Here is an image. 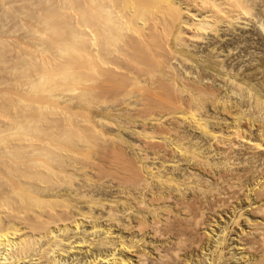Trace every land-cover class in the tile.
<instances>
[{
	"label": "rangeland",
	"instance_id": "1",
	"mask_svg": "<svg viewBox=\"0 0 264 264\" xmlns=\"http://www.w3.org/2000/svg\"><path fill=\"white\" fill-rule=\"evenodd\" d=\"M131 1L135 5H133V3L132 4L130 3L129 5H133L134 9H136V10H137V8H139L137 6H142V9L144 7V11L140 8L138 9V10H140L138 12V14L141 16V18H144L150 25H155L153 21L158 18L157 16H159L161 12L163 14L166 13L165 15L171 16V18H172L171 20L173 22L172 21H170V22H172L171 23L172 25L174 24L173 26L171 25L172 32L170 31L171 29L170 30L164 29L166 27V25H169V24H167V21H165L167 19L164 20L161 18V17L164 18L165 15L159 16L160 21H161L160 23H158L159 18H158V20L155 21L156 25H158L157 27H155L156 25L154 26L155 29H158L159 26L161 25V23L165 21L162 24V25H165V27L160 28V29H162V31L159 32V33L162 32L161 34H162L163 38L161 36V38H160L161 40L159 38H158L159 39L158 40L156 38L158 36H156L155 42L158 40L159 42L160 41L164 42V44L166 43V46L164 44H162V42H160L161 43L160 45H162L161 47L165 46V48L167 47L166 49L171 50V51L170 50L167 51L168 53L166 52L167 56L169 55V57H171L175 53L177 55L175 54L176 56H173L174 58L171 57L168 59L169 61L171 59L173 61V63H171L172 61L168 62V60H167V62H168V64H167L166 59L168 57L164 56V55H166V54H163L164 52L162 53L163 55L158 57L159 54H161V51H163V50H161L163 48H160L158 46L160 49H158V51H156L157 49L155 50V46L157 48V45H155L153 43L154 51H153V48L150 47V49H152V52L157 53V54L153 55V53L149 49L148 52H149L150 56L152 53L153 57H149L150 58L149 59L148 58V56H149L148 52H147V57L146 56L144 57V59L147 58V59L151 60L150 66L147 65V63H149V60L148 61L145 60L146 65L148 67L145 65L144 61H141V62H143V64L141 62H140L141 64L140 63L138 64V62H137V64L133 63L132 65L128 63V65H130V66L124 65L126 63L123 64L124 67L127 66V67L134 68L133 69L134 73L132 70H129L130 72H132V73L129 72V74H131L130 76H133V78L136 77L135 76V74H136L138 76V78H136V79H138V82L133 81L135 78L134 79L132 78V80L131 79L126 80L125 82H122V83L115 82L112 86L114 90L110 88V91L106 92L105 95L103 94V96H101L102 93H99L101 91L98 92V89H99L98 87H97V90L95 88H93L94 86L96 87L97 84L91 85L90 84L91 81L88 84L84 81L87 85L86 89H88L89 86H92L91 87L92 89L91 88H90L91 90L89 89L92 96L89 93H86L83 96H85V95L87 96L89 94L90 97L88 95L87 96L88 98H92L93 96H95V98L94 99H88L87 97L85 98L81 95L83 101L81 99L80 100L82 102H84L85 104L80 102V104L78 106L82 109H79V107H78L77 110L79 112L76 110V113L78 112L77 115L79 118H77V115L74 118V120L77 118L76 121L78 120L80 122V124H78L74 120H72V123L74 121V123H73L74 127H76V125H78V126L82 125L83 126V127L80 126L79 129L81 128L80 129L81 131L83 129L84 132H80L79 129L76 128L77 133L79 132V135L78 134L77 135L79 137L83 138L84 140H87V142L89 141V144L84 142V145L80 146V149L76 148V146L68 148V150L71 154V156H70L71 159L69 162L67 161L68 163L66 162V164H68L69 166L65 165V167L63 169L60 167L58 169V166H56V165H55L56 167L54 165L53 166H54V171L55 172L57 171L55 177H58V179L56 178L58 180V184L61 183V185H64V189H62V186H61L60 190H66L67 189V192H69L68 188H70V186H71V185H69L70 183L74 187L77 184L83 185L84 179L87 180L88 182L85 181V183H84L86 185H83V186H85L84 189L81 188V190L86 189L87 191L85 193H84V191H82L84 194L82 192L78 191V192H80V194L82 193L86 197L83 196L84 199H83V197H81L82 200L81 199L78 200L77 196H81L82 194L81 195H75L76 197L72 196V198H70V195L68 196V195L64 194V196L68 197L67 200H66V197L64 198V196H63L62 198L65 200H63V199H61V200H62V203L64 205L60 202L59 204H62L63 206L60 207L59 205H57L58 208L56 207V209L57 210H63L62 207L64 209H66L69 206H76V207H81V208L84 207L82 210H84L85 212L90 210V212L94 213V215H97V217H98V214H100L99 216L103 217L102 218L103 220L102 219L99 220L100 228L102 225H103L102 226L103 230H105L104 228H111V230L114 232L113 233L114 237H115V235H116V238L118 235L123 236L125 239L127 238L126 240L129 241L130 238L132 237V235H134L132 238L134 240H137L136 242H138V241L141 242L142 244L141 243L140 244L142 246L141 245H135V247H134L135 249L134 248H133V250L131 249L133 252L130 251V254L128 253V255L132 256V259H131V262L128 264H134L136 262V260L138 259L136 257H138L140 253H141L140 256L144 254L142 256L144 259L143 261L145 262L144 264H147V263L148 264H158V262L160 264H163V262H164V264H264V248H262V246L260 245L259 236H258V234H256L257 232L254 231L255 227L259 226V222H261L260 226L262 225V223H264V205H262V204H264V193L260 192L262 189H264V173H262V172H264V151L257 150V151H259V152H257L253 146L255 143L264 145V134H262V132H264V119H262V118H264V30H262V29H264V0H249V1L245 0V2H241V3H245L246 7L244 6L245 8L243 7V9L246 12H244L242 10L243 15H242V13H241V16L239 14L240 18H238L239 16L237 15L238 20L236 18H234L233 21L232 20L221 21V23L218 22L219 24L210 22V25H212L213 29L209 25L208 26L209 28L207 27V30L206 29H204L205 31L202 30L203 36H201V38H198L200 36L199 32H201V31L197 32L198 37L197 36L193 37L192 35H190L193 30L187 29V28H184V30H183V27H185V26L182 24V22H183V19H184V21H186V17H187L186 15L187 14L185 15V13H184L185 11L180 12L179 15L182 16L183 18H181L180 21L177 22V19L180 18V16L177 17L178 14L174 15V14H172L171 9H168L170 7L169 6L170 4L169 5H167V4L170 1L167 2V0H165V1L160 0V2H159V0H158V6L155 4V7L153 5L155 2H153V1H156V3H157V0H131ZM208 1L209 0H191V3H192V5L196 4L198 6L204 7L203 9L206 12V11L210 10L209 5L207 4ZM250 1L253 2L254 4H252ZM241 3H240V6L243 5ZM152 5H153V7H152ZM133 6H130V7H133ZM145 6H150V8L152 7L151 8L152 11H153V9H155L157 7H159V10H157L158 9L157 8L155 13L153 11V15L150 17L149 14L147 15V13H149V12L152 13L151 9L149 7H145ZM147 8L150 10L148 11ZM249 10H250V12H249ZM131 11L133 12L134 10H132V8H131ZM157 11H159V12L161 11V12L159 13ZM132 12H130V13H132ZM142 12L145 14H143ZM203 12H201V13H203ZM138 14L136 11L134 13V16L138 17L139 16ZM155 14L157 16H155ZM143 15L144 16L146 15V16L143 17ZM130 16L132 17V14H130ZM153 16L155 19L152 18ZM137 17H133V18L137 19ZM141 18L138 17V19H140V20H141ZM148 18H149V20H148ZM136 19H134V20L137 23V25L141 24V23L143 24L144 19H142L143 22H141L142 20L140 21V20H136ZM175 19H176V21H175ZM188 19H187V21H188ZM134 20L133 21L131 20V26L129 28L134 26L133 25V24H135ZM162 20H164V21H162ZM190 22H191V20H189V23ZM148 23L145 26H147ZM214 24H216V27H213ZM162 25H161V27H162ZM89 27H91V26H89ZM141 27H144V26H141ZM154 27H152V28L154 29ZM133 28H135V26ZM133 28H131V31H130L131 33L134 30ZM168 28H170V26H168ZM128 31L129 30H127V32ZM163 32H166L167 34H168V32H170L171 36H170V34H169V36H167L165 33V37H164ZM179 32L180 33L182 32L183 34L182 33L180 34ZM193 32L195 33L196 31H193ZM193 32H192V34H193ZM127 34H130V33L128 32ZM161 34H159V35H161ZM133 35L136 36L138 34L134 33ZM172 35H174V36H172ZM178 35H180L179 36L180 38L178 37ZM201 35H202V33H201ZM182 36H183V38L187 37L185 39V41L183 40ZM189 36H192L191 40H187V39H190ZM167 37H169V38H167ZM176 37H178V39L182 38V40H181L182 43L185 42L187 47H186V45H181L182 43L179 42ZM163 39L166 41H164ZM168 40H170V41L168 42ZM156 44H158V42ZM168 45H170V46H168ZM182 47H183V50L186 49V51H188V52H185V51L183 52L184 56H183V53L181 52ZM177 48L178 49L181 48V49L178 50ZM175 50L180 51V53L182 55H180L179 52H176ZM164 51H166V50H164ZM174 51H175V53H174ZM158 52H160V53H158ZM185 53H187V55ZM191 53L194 55L191 56ZM185 55L187 57H185ZM162 56L165 57L166 59L165 58H164L165 60L162 59L161 58ZM175 57H178V58L175 59ZM173 59H175L176 61ZM183 59H184V61L186 60V62H184ZM165 63L167 64V67H166L167 69H164V67L166 66ZM135 64H136V68L134 67ZM169 64H170L171 68H168ZM214 64L218 67H216ZM173 65H175V66H173ZM212 66H213V68H212ZM127 67H125V68H127ZM132 68H130V69H132ZM172 68H174V69H172ZM175 68H177L178 70H176ZM164 70L169 71V72H167L168 74ZM171 72H173L174 74ZM175 72H177V73H175ZM198 72H200L202 74H200ZM165 74L168 76H165ZM170 74L171 75L173 74L174 76H176L175 78L178 77L177 75H180V76L182 75V76H181V78L179 76L177 79H174L173 75L171 76ZM198 74H200L202 76V78H204L203 82L205 81L204 82L205 84H203V85H205V87L208 85L207 89L209 88V90L213 94L215 93L213 95L214 97L209 96V97H204V98L203 97L194 98L192 96L195 92V88L197 86L198 79L201 78L200 75H199L200 77H197ZM225 75H226V77H225ZM139 76L141 79H139ZM194 77L195 78L197 77L196 78L197 80ZM88 78H89V76H88ZM139 80L141 81L140 83H139ZM194 80L197 83H195ZM86 81L88 82L89 80H86ZM174 81H175V83H174ZM78 82L84 83L83 80L81 82L78 80L77 82L74 81L73 84L75 85V83L77 84ZM69 83L70 82H68L67 85H70ZM79 83L77 84L78 88H79V86H81L80 88L83 89V87H85V83H84V86H83V84L80 85ZM194 83H195V85H194ZM198 84H200V83H198ZM71 86L74 87L73 85H71ZM93 89H95V91H97V93L94 92V95L92 93ZM174 90H175V92H174ZM187 91L191 94V96L187 93ZM60 93L65 94V96L67 94V96L70 98L73 97L72 94L68 93L67 91L64 93L63 90H61ZM74 93H75L74 97H77L76 96L77 91ZM217 93H218V95H217ZM155 94H157V95H155ZM99 95H100V98L101 97L103 98L104 96H105V98L104 99L97 98V96H99ZM67 96H66V98H67ZM79 97H80V94H79ZM79 97H77V99ZM171 97L173 98V100L169 101V100H171L170 99ZM100 100H102V101H100ZM136 100L139 104L137 102H135ZM140 100H142V103ZM178 100L181 104L178 102ZM183 100H184V102H183ZM214 100L216 102L215 104H213ZM112 101L115 103H113ZM173 101H174V103H172ZM176 101L179 103L180 106L176 105V104H178ZM89 102L91 104H89ZM109 102H112L113 105ZM166 102H167V104H163ZM175 102H176V104H175ZM228 102H229V104H227ZM255 102H256L257 106H256ZM231 103L233 105H231ZM82 104H84V106L86 105L87 107H84ZM133 104L134 105L137 104V105L134 106ZM110 105H112L114 108L112 106L110 107ZM104 106L106 109L103 108ZM158 106H159V109H158ZM173 106L174 107L175 106H179V107L182 106L183 112L179 113L180 110L178 112H176V110H174L175 108ZM228 106L233 107V108L231 107V109L234 111L235 117L240 115L241 118L239 117L240 118L239 123H238V121L235 122L232 119L234 117V115L232 112H229L230 109L228 108ZM89 107H90V109L92 107L93 108L90 110ZM108 107H110V110ZM169 107L170 108L172 107L171 108L172 110H170ZM189 107H190V109H189ZM226 107L229 109V110L227 109L228 110L227 112H225V110H224ZM184 108H185V110H184ZM114 109H116V110H114ZM165 109L166 110L168 109V111H170L171 113L170 112L167 113L168 111L166 112ZM236 110H238L239 112ZM102 111L104 114L108 113L109 115H104L102 113ZM117 111L119 114L117 113ZM191 111L196 112V114L198 116L202 117L206 121V124L208 123L207 125L209 127H211L209 130L214 131V129H215V132L218 131L219 135L222 134V135H220L222 137L218 138V140H216V139L212 138L211 135L209 136L207 133H202L204 131H202L200 128H198V126L193 121L192 117L190 118L191 115H189V112H191ZM208 111H209V113H208ZM114 112H116L118 115L115 114ZM236 112H238V115L235 114ZM226 113H230V114H226ZM231 113H232V118L229 117V115L231 116ZM169 114H172V117H171V115L169 116ZM155 115H156V117H155ZM183 115H185V116H183ZM104 116L106 118H104ZM121 116H124L125 118L121 117ZM127 116L128 117L130 116V117L127 118ZM131 116H132V118H134V117L135 118L131 119ZM136 116L137 117L139 116V117L137 118ZM159 116L161 119L159 118ZM170 117L174 118V121ZM214 117H215V119H214ZM245 117L247 119H245ZM93 118H95V120H97V122ZM119 118H121V119L118 120ZM181 118H187V119L184 120ZM79 119H81V121ZM98 119H99V121H98ZM108 119L112 123H110ZM128 119H129V121H128ZM156 119H157V121H156ZM159 119H160V121L163 120V122L162 121L158 122ZM100 120H101V122H100ZM112 120L114 121V124H115V122H117V123L115 125H113ZM126 120L128 123L126 122ZM175 120L177 122H175ZM190 120H191V122H190ZM88 121H91L92 123L88 122ZM75 122H76V124H75ZM90 123H91V125H90ZM99 123H101L100 125L102 127L99 125ZM124 123H126V124H124ZM153 123L156 125H153ZM179 123L181 124V126ZM213 123L214 124L216 123L215 125L217 127L212 126V125H214ZM232 123H233V125H232ZM87 124H89V125H87ZM96 124L98 125L99 128L95 127ZM110 125H111V127L113 125V127H112L113 129L110 127ZM144 125H146V126H144ZM237 125H239L238 128H240V130L237 128ZM249 125H250V127H249ZM86 126H88V127L91 126V127H89L90 129H92V127H93V129H92L93 132H92V130H89V128ZM114 126H116V127H114ZM234 126H236V128L239 130L238 133L240 132L239 135L242 136L243 138L240 137L239 140H232V139L229 140L230 138L229 139L226 138L230 134V132L234 130V129H232V127L234 128ZM251 126H252V129H251ZM129 127H131V129ZM168 127H169V129H168ZM260 127L262 130L260 129ZM105 128H106V130H104ZM107 128L109 131L107 130ZM166 128H167V130H166ZM170 128H171V130H170ZM217 128H220V129H217ZM137 129H138V131H137ZM144 129H145V131H144ZM111 130H112V132H111ZM89 131L91 132V135H93V133H94L95 137L97 136V133H98L99 136H97L96 138L101 137L102 139L100 138V139H97V141H96L95 137L87 138L88 134H90ZM95 131H99V132H95ZM100 131L101 132L103 131V132L100 134ZM119 131H120V133H119ZM170 131H171V133H170ZM258 131H259V133H258ZM85 132H86L87 136H84V135H86V134H84ZM110 132H111V134H110ZM138 132H140V133H138ZM180 132H182V133H180ZM246 132H248V133H246ZM135 133H137V134H135ZM141 133L143 135H145V133L146 134L148 133V135L143 136ZM168 133H169V135H168ZM223 133L225 135L227 133V135L224 136ZM184 134L186 135V137ZM82 135H83V137H82ZM91 135H89V136H91ZM106 135H109V136H106ZM202 135H204V136H202ZM110 136L112 137V139H110L111 138ZM165 136H167V137L165 138ZM244 137H245V139H244ZM85 138H87V139H85ZM119 138H121V140ZM162 139H164L163 140L164 142L162 141ZM225 139H226V141L227 140L230 141V144H232V146H233L232 147L233 149L227 151L230 154L223 151L226 147V145H224ZM99 140H101V141H99ZM174 141H176L177 143ZM182 141H183L184 145H183V143H181ZM228 141L225 142V144H227ZM234 142L236 143V146H235ZM248 142L250 143V145L251 144L252 145L250 146ZM252 142L253 143L255 142V143L253 144ZM175 143L176 144L181 143L180 144V145H182L181 149L184 147L183 150L180 151L177 147H175L176 146ZM85 144H87V145H85ZM230 144L228 143L229 146H230ZM83 146H84V148H82V150H81V147H83ZM87 146H89V147L85 148ZM134 146H136L137 148L143 147L142 148L143 151L140 149L138 150ZM197 146H198L199 150H198ZM238 146H240V147H238ZM250 147H253V148L251 149ZM187 149H188V152H186ZM177 150H179V151H177ZM189 150H190L191 154L189 153ZM262 150H264V149H262ZM71 151L74 153L76 161L74 159H72V157H74V156L72 155ZM222 151L224 153H222ZM137 152H139V153H137ZM199 152H201V153H199ZM231 152H232V156H229V155H231ZM174 153H175V155H174ZM145 154H146V159H145ZM223 154H225V155H223ZM67 155H69V154H67ZM201 155L202 156L204 155V156L202 157ZM172 156H174L175 159ZM196 156H198V157H196ZM220 156H221V158H220ZM227 156H229V157H227ZM164 157H165V159H164ZM139 158L140 159L142 158L144 161L142 159L140 160ZM204 158H205V160L207 159L206 162H205ZM150 159H151V161H150ZM188 159H190V160H188ZM224 159L226 160L227 164L226 163L223 164ZM71 160H72V162L74 160L73 165H70ZM203 160L205 162V165L203 164L204 163ZM164 161H166V162L162 163L163 164V168H162L161 162H164ZM201 161H202V163H201ZM213 161H214L215 165H217V166L219 165L218 168H216L217 166L213 165L214 164ZM144 162H147V165H146V163L144 164ZM209 162H211L210 164L213 163L212 164L213 166L209 165L208 164ZM229 162H231V163L229 164ZM257 162H258V164H257ZM217 163H219V164H217ZM148 164H149V166H148ZM227 165H230V166H227ZM66 166H68V167H66ZM143 166L145 169H147V170L149 169V171L145 170L143 168ZM139 167H140V169H139ZM229 168H230V170H229ZM136 169H138V171ZM231 169L234 170V173L232 171L231 178L232 177L233 178L231 179V182H230V179H227L228 177L230 178V175L227 176L225 174L230 173ZM58 170L62 171V172L65 171V172L69 173V175H68V173H65L68 182L70 181L69 184L64 183L67 181L66 178H64L65 175L62 176V174H64V172L61 174V172H58ZM133 170H135V171H133ZM142 170H144V172L146 171V173H144ZM154 170H155V172H156V170L160 171L159 174L157 175L159 178L157 176H154V175L152 177V174H150L151 176L149 175V173H151L152 171L154 172ZM225 170L227 171V173ZM219 171L220 172L222 171V172L220 173ZM228 171H230V172H228ZM235 171H236V174H235ZM256 171L257 172L259 171L258 172L259 174ZM57 173L60 176H57L58 175ZM71 173H73L74 176ZM135 173L137 176L142 177V179L137 177L135 175ZM139 173L141 176L138 175ZM141 173L143 174V176ZM219 173L223 176H221ZM70 174H71V176H70ZM147 174H148V176H147ZM163 174H164V176H163ZM233 174L237 175L238 178L235 179L234 177H237V176H234ZM131 175H133V177ZM171 175L174 177L173 178L174 180L172 179ZM214 175L218 176L219 178L215 177ZM160 176H163V177H160ZM168 176H169L170 180L168 179ZM60 177H63L64 180ZM69 177L71 179L74 178V180L73 179H72V181L69 180ZM146 177H148V178H146ZM225 177H226V179H225ZM257 177H259V179ZM59 178L62 179L61 182H59L60 181ZM132 178H133V180H132ZM138 178H139V180H138ZM153 178L155 181H153ZM78 179L80 180V182ZM185 179H186V181H185ZM165 180H166V182H165ZM178 180H180V182ZM227 180H229V181H227ZM137 181H139L138 182L139 184H137ZM143 181H144V183H148L146 188H145L146 184L144 185ZM182 181H183V183H182ZM195 181H196V183H195ZM81 182H82V184H80ZM184 182L187 186H190V189H188V187L186 185H184ZM188 182H190V184ZM73 183H74V185H73ZM135 183L139 187H137L135 185ZM175 183L177 184L176 187H175ZM191 184L194 186H192ZM234 184H236V185H234ZM90 185H92V187ZM102 185H104V186L102 187ZM143 185H144V191L142 188ZM179 185H180V187H179ZM181 185H182V187H181ZM214 185H215V187H214ZM57 186L60 187V185H57ZM140 186H141V188H140ZM183 186L185 188H183ZM99 187H101V188L98 189ZM162 187H164V188H162ZM90 188H93V189H90ZM207 188H208V190H207ZM213 188L215 191H217V192L219 191L218 195L215 194L214 190H212ZM217 188H219V189H217ZM225 188H227V189H225ZM72 189H75V187ZM88 189H89V191H88ZM136 189L139 193L141 192V194H139L136 191ZM147 189H148V191H147ZM204 189L208 192L204 191ZM258 189H259V191H258ZM104 190H106V191L104 192ZM157 190H159L160 193L157 192ZM162 190H164V191H162ZM178 190H179V192H177ZM180 190H182V191H180ZM98 191H100V192L98 193ZM149 191H150V193H149ZM154 191H156V192H154ZM213 191H214V193H213ZM75 192H77V191H75ZM153 192H154V197L152 194ZM262 192H264V190H262ZM167 193H169L170 195ZM92 194H93V196H92ZM122 194L123 195L125 194L124 196H126V197H124ZM143 194H144V196H143ZM159 194H160V196H158ZM162 194H165V195H162ZM166 194H167V196H166ZM224 194H225V196H224ZM257 194L260 195L261 198H260V196H257ZM213 195H215V196L213 197ZM232 195L234 198H232ZM134 196H135L136 201L134 200ZM136 196H137V198H136ZM181 196L182 197L184 196V197L182 198ZM218 196H220L219 199H218ZM113 197H115V199H116L115 201L118 203H116V202L114 203ZM129 197H132V198H129ZM151 197L154 198L153 202H151L152 199L150 200ZM155 197L156 198L158 197L157 200H159V201L163 197L165 198V200H166V198H168V201L166 200L167 201V203H166L165 200L162 199L161 202H159L156 200ZM95 198H97V199L95 200ZM145 198H147V199L145 200ZM73 199H74V201H73ZM175 199H176V201H175ZM181 199H182V201H181ZM75 200L76 201L78 200L79 202L77 201V203H76ZM89 200L92 202L87 203V202H90ZM110 200H112V201H110ZM219 200H220V203H222L221 200L223 201V203L220 204L218 202ZM224 200H226L225 203H224ZM80 201H81V204H83V205L80 204ZM109 201L111 203H109ZM148 201H150L151 204L153 203L154 207ZM154 201H157L159 204L154 202ZM186 201H188V202H186ZM68 202L70 203V205H68L69 204ZM124 202H125V204H124ZM131 202L134 204L135 207L133 206V204ZM145 202L147 203V205L149 204L147 206V211L149 209V212L152 213V216L156 215L157 211L155 212V214H153V212H151V211H153L155 209H159L161 207H162L161 209H163L165 206H167V209L170 212L168 210H166V208H164L163 210L159 209L163 212L162 213L163 217L161 215V211H158L157 215H159V216L161 215L162 218L161 217L158 218L159 216H157V215L152 217V216H150V213L146 212V209L143 208V207H146ZM162 202L164 203V206H162L163 205ZM178 202L179 203L181 202V203L179 204ZM217 202H218V204H217ZM108 203H109V205H108ZM142 203H144V204H142ZM185 203H187V204L191 203V205L189 204L187 206V204H185ZM86 204H87V206H86ZM110 204H112L113 207ZM129 204H132V205H129ZM170 204H172V205H170ZM65 205H67V206H65ZM124 205L125 206L127 205V206L125 207ZM141 205H143V206H141ZM150 205L152 207L151 209H150ZM217 205H218V207H217ZM224 205H227L228 207L224 206ZM136 206H137V208H136ZM201 206H203V207H201ZM222 206H224V207H222ZM90 207H92V209ZM140 207H142V208H140ZM168 207L171 209H169ZM185 207H187V208L189 207L188 208L189 211H187L185 209ZM232 207H234V208H232ZM260 207L262 208L261 213L259 211V209H261ZM257 208H258V210H257ZM105 209H106V211H105ZM143 209H145V211ZM201 209H203L204 212ZM115 210L118 212H116ZM139 211H141L140 212L141 214L139 213ZM255 211L258 212L259 214H257ZM109 212H111L113 214L115 213L117 216L116 218H119L121 220L122 219L126 220V218L128 217L126 221L129 220L130 223L132 222V226L137 222V221H135L137 219L140 221L142 219V221H143L144 218L142 216L145 217V220L143 221L144 223L146 221V217H148V216H150V217H149V220L147 218V220H148V221H146L147 223L151 222L153 218H154V220H157V218H158L157 221L158 222L161 221L159 225H161L162 222L164 224V225L162 224V227L159 226L161 228L160 230H162V232L160 231L161 234L162 233L164 234V235L162 234V237H164V238H162V237H160L161 239H159V237L154 238L152 235L149 234V230L147 232V229H149L147 227H146L147 229H143L142 234L139 233L140 234L139 235L137 233V231H135V230L133 231L134 228L131 230H125L126 231L125 232L124 229L121 227V225H119L120 223L114 226V224H116V221L114 223L113 222L111 223L113 226L110 223H109L110 225L107 226L108 222L104 217H106ZM145 212L147 214L148 213L149 214L147 215ZM184 212H187V214ZM143 213H144V215H143ZM158 213H160V214H158ZM168 213H169V215H168L169 217L167 216ZM189 213L191 214L192 217L189 216L190 215ZM118 215H121V216H118ZM200 215H201V217H200ZM122 216H124V217H122ZM164 216H167L169 219L170 218L171 219L169 220L167 217H164ZM155 217H156V219H155ZM185 217H187V218H185ZM164 218H166V220ZM159 219H161V220H159ZM212 219L214 222L212 221ZM234 219L236 220V223L234 222L235 221ZM167 220H168V222L165 223V221H167ZM251 221H252V223H251ZM84 224L86 226L84 229H88V228H90V226H92L91 222L89 223V221L85 222ZM213 224H214V226H213ZM250 224H252V226ZM100 228L97 229L98 231L93 232V233H90L87 231L88 232L87 234L89 236H86L87 234H84V233L82 236V232L85 231L82 227L80 230H82V229L83 230L80 231L81 234L79 233V235H78V238L80 235L82 236V238L80 237V241L83 239V237L85 235L84 239L86 238V241L87 240L89 241L91 239L89 243H91L93 241L94 244L92 242V246L90 245V247L86 246V247H84V249L82 248L81 251H83V250L84 251L80 252L81 254L78 253V254L73 255V257L71 255L68 256L66 254L65 259L63 258V260L60 263L61 264L62 263L63 264H68V263L70 264L72 262V260H74V258L75 259L78 258L77 259L78 263H76V264H80V262H82V264H86L85 259L86 260L92 259V257L95 256L94 254L97 255L98 253H100V254L102 253L101 254L102 256L103 255L105 256L106 254H110V252H111L110 248H108L107 246L101 247V245L97 244L98 239L100 240V239L104 238L103 237L104 234L101 233ZM88 230H90V229H88ZM210 230L213 231L212 234L211 233L208 234V232ZM169 231H170V233H169ZM247 231H251V232H249L250 234ZM253 231H254V233H253ZM133 232H135L136 234ZM121 233H123V235ZM94 234L96 236H94ZM223 235H224V238H223ZM145 236H147V237H145ZM167 236L169 237V239L170 238L171 239L169 240ZM173 236H174V238L172 239ZM93 237H95V238H93ZM101 237H103V238H101ZM116 238H114V239L116 240ZM155 239H156V241H155ZM173 240L175 241L176 244L174 243ZM88 241L86 242L87 244H88ZM218 241L220 242V245H219ZM150 242H151V244H150ZM87 244H85V245H87ZM171 244L173 246H171ZM255 245L257 248L255 247ZM169 246L171 247L172 251L170 250ZM249 246H250V249H249ZM91 247L93 249H90V251H91V253H90V251L88 249ZM103 247H105V249ZM106 248H108V249H106ZM157 248L160 250H158ZM245 248H248V249H245ZM260 248L262 249V251ZM109 249H110V251H109ZM165 250L168 254L169 253H171V254H169V255L166 254L164 252ZM221 250H222V252H221ZM87 251H88V253H87ZM174 251L178 252V253H175ZM85 252L87 253L88 257L86 256ZM158 253H159V255H158ZM161 253H162V255H161ZM163 253L165 254L164 257H163ZM166 255H168V256H166ZM165 258H166V260H165ZM119 264H121V263H119Z\"/></svg>",
	"mask_w": 264,
	"mask_h": 264
},
{
	"label": "bare ground",
	"instance_id": "2",
	"mask_svg": "<svg viewBox=\"0 0 264 264\" xmlns=\"http://www.w3.org/2000/svg\"><path fill=\"white\" fill-rule=\"evenodd\" d=\"M165 1V0H163ZM170 1V2H169ZM249 1V0H246ZM153 5L155 7V4L158 6V0L157 3L156 1ZM160 2V0H159ZM167 2H169L167 5H169L168 9H171L172 14L177 15V17H179V13L185 11V16L186 17V21H184L182 24L185 26L184 28L187 29H191L193 31H196L195 33L191 32L190 35L197 36L198 31L200 36L198 38H201V36H203V31L204 29L207 30V27L210 25L211 23H221V21H229L232 20L234 18L237 19V15L241 16V13L243 15L242 10L244 11L243 7L245 6V3H241V2H245V0H209L207 2V4L210 7V10L206 11L203 9L204 7L198 6L196 4L191 3V0H167ZM251 2V1H250ZM132 4L133 2L131 0H0V264H59L63 258L65 259L66 254L69 256L71 255L73 257V255L78 254L81 251L82 248L84 249V247L92 246V242H90V240L88 241V244L86 243V238L80 241V237L82 238L83 233L87 234L88 232L93 233L98 231L97 229L100 228V224H99V220H101L103 217H100L98 214L94 215V213L89 211H84L82 210L83 208L81 207H76V206H69L68 208L64 209L62 207L63 210H57L56 207L57 205H59L60 207L63 206L64 204L62 203L63 199L62 197L65 195H70V198H72V196L75 195H81L84 191V193L87 191L85 190H81L84 189L86 185L83 182V185H75V189L72 186V184L70 183V181L68 182L67 177L65 175V173L68 172H64V174H62V176H64V178H66V182L64 183H70L69 185L70 188H68L66 190H60L61 186L62 189H64V185L58 184V177L56 176V172L54 171V166H58L60 168H64L66 164V162L70 161V152L68 150V148L71 147H75L80 149V146L84 145V142H86L87 144H89V141L87 142V140H84L83 138L79 137V132L77 133V129H79V127H83L82 125L78 126L76 125V127H74V121H76L78 117L77 113L79 112L78 109V105L80 104V102H82V96L86 93H90V90L92 89V86H89L88 89H86V83L88 84L91 81V85H96V87L94 86L93 88H95L97 90V87L100 89H98L99 93H102L101 96H103V94L105 95L106 92L110 91V88L113 89V84L115 82L117 83H122L125 82L126 80H132L133 76H130L131 74H129V70H132L134 73V68L132 67H127L130 66L129 64H133L138 62V64L141 61L145 62L146 65V61H148L150 58L149 57H153L154 53L152 52L153 48V43L155 45H157V48L155 46V50L158 51V49L163 48L161 50V54H159L158 57H160L163 54H166L164 56L168 57L167 59L165 57H161L162 59H166V62L169 58H174L173 56H176L177 54L172 55L171 57H169V55L167 56V51H169L168 49L165 48L166 43L164 44V42H162V44H164V47H161L162 45H160L161 43L158 41L161 36H162V32L159 33L160 31H162V29L160 28H164L165 25H162L165 21H167L166 27L164 29H171V23L173 22L171 19L170 15H165L166 13H160L159 16H163L165 15V17H161L162 19H167V20H162L164 22L161 23V25L159 26L158 29H155V27H157L158 25H156L155 21L158 20L159 16H157L155 14V16H157L158 18L155 19L154 16L152 18H154L155 20L153 21L154 24L156 25H150L144 18H141V16L138 14V12L140 10H138L139 8L142 9V6H137L139 8L134 9L135 5L133 3V5H129ZM240 3L243 4L240 6ZM252 4H254L253 2H251ZM152 5V7H153ZM166 5V6H167ZM133 6V7H130ZM151 6V5H150ZM150 6H145V7H149ZM156 6V7H157ZM250 6V5H249ZM151 7V8H152ZM246 7V6H245ZM244 7V8H245ZM134 10L133 12L131 11ZM150 8V9H151ZM158 8V9H157ZM155 9H153L154 13L157 10H159V7H157ZM167 8V7H166ZM253 8V7H252ZM148 9V8H147ZM148 9V11L150 10ZM137 11V14L139 15L138 17L142 19H144L141 21L140 19H138L137 16H134V13ZM144 11V7L142 9ZM147 11V10H146ZM153 11L151 9L152 13H147V15L149 14V16L151 17L153 15ZM204 11V12H203ZM252 11V10H251ZM132 12V13H130ZM203 12V13H201ZM246 12V11H244ZM248 12V11H247ZM250 12V10H249ZM143 13V12H142ZM130 14H132V17L130 16ZM145 14V13H143ZM151 14V15H150ZM250 14V13H249ZM247 15V14H246ZM146 16V15H145ZM143 15V17H145ZM240 16L238 18H240ZM133 17H137L133 18ZM133 18V19H132ZM169 18V19H168ZM183 18L182 16H180V18L177 19V22L180 21V19ZM189 18V19H188ZM140 20L141 22H143V24H138L135 22V20ZM188 19V21H187ZM235 19V20H236ZM131 20L135 22V24H133L135 26V28H133L134 26H132L131 28H133L134 30L131 31V28H129L131 26ZM149 20V18H148ZM189 20H191V22L189 23ZM238 20V19H237ZM146 21V22H145ZM159 21V22H158ZM157 22L160 23V18ZM172 21V22H170ZM176 21V19H175ZM133 22V23H134ZM150 22V21H149ZM170 22V23H169ZM140 23V22H139ZM148 23L147 26H145ZM218 23V24H219ZM174 25V24H173ZM172 25V26H173ZM179 25V24H178ZM177 25V26H178ZM262 25V24H261ZM91 26V27H89ZM144 26V27H141ZM155 26V27H154ZM168 26H170V28H168ZM137 27V28H136ZM154 27V29L152 28ZM181 27V26H180ZM210 27L212 28V25H210ZM213 27H216V24H214ZM209 28V27H208ZM210 28V29H211ZM137 29V30H136ZM181 29V28H180ZM179 29V30H180ZM209 29V30H210ZM213 29V28H212ZM127 30H129L128 32L130 34H127ZM167 30V31H168ZM186 30V29H185ZM190 30V31H191ZM208 30V31H209ZM264 30V29H262ZM172 32V29L170 30ZM205 31V30H204ZM92 32V33H91ZM186 32V31H185ZM189 32V31H188ZM134 33H137L138 35H133ZM161 35H159V34ZM164 37H165V33L163 32ZM180 33V32H179ZM182 33V32H181ZM180 33V34H181ZM202 33V35H201ZM158 34V35H157ZM171 36V33L168 32V34L166 33L167 36ZM183 34V33H182ZM196 34V35H195ZM205 34V33H204ZM185 35V34H184ZM187 35V34H186ZM189 35V34H188ZM158 36V37H156ZM174 36V35H172ZM180 35H178L179 37ZM192 36H189L190 39L187 40H191ZM155 37L158 39H156L157 41L155 42ZM178 37H176L178 39ZM163 38V36H162ZM169 38V37H167ZM180 38V37H179ZM183 38V36H182ZM182 38L178 39L179 42L182 43ZM187 38V37H186ZM185 37L183 38V40L185 41L186 39ZM165 39V38H164ZM163 39V40H164ZM176 39V40H177ZM161 40V39H160ZM197 40V39H196ZM166 41V40H164ZM170 40H168L169 42ZM177 41V42H178ZM158 42V44H156ZM188 42V41H187ZM180 43V44H181ZM189 43V42H188ZM187 43V44H188ZM178 45V44H177ZM176 45V46H177ZM181 45H186V43H182ZM189 45V44H188ZM160 48H159V47ZM170 46V45H168ZM172 46V45H171ZM173 47V46H172ZM184 47V46H183ZM182 47V53L188 52L185 50H183ZM187 47V45H186ZM165 48V49H164ZM149 49L152 52L151 56L149 54ZM178 49V48H177ZM181 49V48H180ZM178 49V50H180ZM166 50V51H164ZM154 51V48H153ZM171 51V50H170ZM147 52H148V58L149 59H144V57H147ZM164 52V53H163ZM167 52V53H166ZM179 52L180 55H182L180 53V51H176ZM160 53V52H158ZM163 53V54H162ZM193 53V52H192ZM191 53V56L194 55ZM170 54V53H169ZM187 55V53H185ZM171 55V54H170ZM185 55V57H187ZM196 55V54H195ZM156 56V55H155ZM184 56V53H183ZM199 56V55H198ZM195 57V56H194ZM204 57V56H203ZM178 57H175V59ZM144 59V60H143ZM164 59V60H165ZM173 59V60H175ZM187 59V58H186ZM146 60V61H145ZM188 60V59H187ZM150 61L149 63H147V65L150 66ZM172 60L170 59V61L168 60V62H171ZM176 61V60H175ZM184 61V59H183ZM167 62V64H168ZM186 62V60L184 61ZM189 62V61H188ZM126 63V64H124ZM143 64V62H141ZM140 63V64H141ZM173 63V61L171 62ZM124 65H127L125 67ZM136 64L134 65V67L136 68ZM166 64V63H165ZM164 64V65H165ZM167 64L164 67V69H167ZM206 64V63H205ZM146 65V66H147ZM181 65V64H180ZM215 65V64H214ZM175 66V65H173ZM216 66V65H215ZM223 66V65H222ZM138 67V66H137ZM148 67V66H147ZM218 67V66H216ZM224 67V66H223ZM132 68V69H130ZM168 68L170 67V64L168 66ZM213 68V66H212ZM138 69V68H137ZM141 69V68H140ZM151 69V68H150ZM174 69V68H172ZM171 69V70H172ZM176 70H178L177 68H175ZM199 69V68H198ZM169 70V69H168ZM170 70V71H171ZM175 70V71H176ZM90 71V72H89ZM150 71V70H149ZM166 71V70H164ZM173 71V70H172ZM200 71V70H199ZM203 71V70H202ZM216 71V70H215ZM169 71H166V73ZM186 72V71H185ZM132 73V72H130ZM136 73V72H135ZM173 73V72H171ZM177 73V72H175ZM196 73V72H195ZM200 73V72H198ZM168 74V73H167ZM174 74V73H173ZM172 74V75H173ZM179 74V73H178ZM202 74V73H200ZM198 74L197 77H200L201 75ZM171 75V74H170ZM171 75V76H172ZM200 75V76H199ZM89 76V78H88ZM136 77H134L133 81L138 82V76L135 74ZM165 76H168L165 74ZM178 77L180 75H177ZM182 76V75H181ZM180 76V78H181ZM188 76V75H187ZM193 76V75H192ZM174 79L176 76H174ZM196 77V78H197ZM226 77V75H225ZM169 78V77H168ZM195 78V77H194ZM195 78V79H196ZM139 79L140 76H139ZM202 76L200 79H198V84L197 82V86L195 88V92L192 95L194 98L197 97H211L214 94L209 90V88L207 89L208 85L205 87V84L203 82ZM251 79V78H250ZM82 81L85 83V87L80 88L81 86H79L78 88V83L75 85L73 84L74 81ZM86 80H89L88 82ZM143 80V79H142ZM146 80V79H145ZM144 80V81H145ZM170 80V79H169ZM197 80V79H196ZM206 80V79H205ZM222 80V79H221ZM236 80V79H235ZM149 81V80H148ZM172 81V80H171ZM170 81V82H171ZM234 81V80H233ZM68 82H70V85H67ZM129 82V81H128ZM141 81L139 80V83ZM147 82V81H146ZM173 82V81H172ZM189 82V81H188ZM230 82V81H229ZM84 83H79L80 85ZM143 83V82H142ZM152 83V82H151ZM155 83V82H154ZM175 83V81H174ZM173 83V84H174ZM191 83V82H190ZM194 83V85H195ZM89 84V85H90ZM138 84V83H137ZM136 84V85H137ZM183 84V83H182ZM71 85H73L74 87H72ZM193 85V86H194ZM201 85V86H200ZM69 86V87H68ZM77 86V87H76ZM192 86V87H193ZM231 86V85H230ZM180 87V86H179ZM195 87V86H194ZM85 88V89H84ZM91 88V89H90ZM181 88V87H180ZM90 89V90H89ZM95 89H93V95L94 92L97 93V91H95ZM187 89V88H186ZM194 89V88H193ZM61 90H63V92L65 93L66 91L68 93H71L72 96L74 97V92L77 91L76 96L80 97L77 99V97H68L67 94V98L65 96V94H61ZM114 90V89H113ZM160 90V89H159ZM178 90V89H177ZM176 90V91H177ZM213 90V89H212ZM79 91V92H78ZM190 91V90H189ZM193 91V90H192ZM219 91V90H218ZM239 91V90H238ZM241 91V90H240ZM164 92V91H163ZM175 92V90H174ZM178 92V91H177ZM185 92V91H184ZM191 92V91H190ZM215 92V91H214ZM231 92V91H230ZM187 93L191 96V94L187 91ZM232 93V92H231ZM88 94V95H89ZM177 94V93H176ZM175 94V95H176ZM64 95V96H63ZM82 95V96H81ZM87 95V96H88ZM97 95V94H96ZM100 95L97 96V98H100ZM157 95V94H155ZM162 95V94H161ZM160 95V96H161ZM178 95V94H177ZM176 95V96H177ZM181 95V94H180ZM218 95V93H217ZM86 95L83 97H87ZM92 96V94H91ZM170 96V95H169ZM90 97V95H89ZM214 97V96H213ZM216 97V96H215ZM240 97V96H239ZM88 98V97H87ZM95 96H93L92 98H88V99H94ZM105 96L102 98L104 99ZM133 98V97H132ZM137 98V97H136ZM160 98V97H159ZM163 98V97H162ZM161 98V99H162ZM191 98V97H190ZM82 101H81V100ZM84 99V98H83ZM140 99V98H139ZM142 99V98H141ZM172 101L173 98H170ZM212 99V98H211ZM249 99V98H248ZM260 99V98H259ZM86 100V99H85ZM84 100V101H85ZM138 100V99H137ZM137 100L135 102H137ZM158 100V99H157ZM166 100V99H165ZM177 100V99H176ZM180 100V99H179ZM178 100V102H179ZM205 100V99H204ZM213 100V99H212ZM261 100V99H260ZM91 101V100H90ZM102 101V100H100ZM139 101V100H138ZM142 103V100H140ZM160 101V100H159ZM188 101V100H187ZM198 101V100H197ZM210 101V100H209ZM86 102V101H85ZM92 102V101H91ZM113 102V101H112ZM109 102L113 105V103L115 102ZM163 102V101H162ZM177 102V101H176ZM175 102V104H176ZM177 102V103H178ZM182 102V101H181ZM184 102V100H183ZM190 102V101H189ZM211 102V101H210ZM84 103V102H82ZM108 103V104H109ZM138 103V102H137ZM158 103V102H157ZM161 103V102H160ZM174 103V101L172 102ZM180 103V102H179ZM176 104V105H179ZM186 103V102H185ZM188 103V102H187ZM215 100L214 103L215 104ZM225 103V102H224ZM85 104V103H84ZM84 104H82L84 106ZM89 104H91L89 102ZM105 104V103H104ZM103 104V105H104ZM131 104V103H130ZM139 104V103H138ZM163 104H167L163 103ZM169 104V103H168ZM181 104V103H180ZM193 104V103H192ZM210 104V103H209ZM229 104V102L227 103ZM237 104V103H236ZM256 104V102H255ZM88 105V104H87ZM93 105V104H92ZM110 105V107L112 106ZM115 105V104H114ZM134 105V104H133ZM132 105V106H133ZM137 105V104H135ZM134 105V106H135ZM158 105V104H157ZM174 105V104H173ZM185 105V104H184ZM190 105V104H189ZM206 105V104H205ZM231 105H233L231 103ZM238 105V104H237ZM81 106V105H80ZM82 106V107H83ZM89 106V105H88ZM97 106V105H96ZM117 106V105H116ZM161 106V105H160ZM169 106V105H168ZM172 106V105H171ZM180 106V105H179ZM173 106L174 110H176V112L179 113L183 112L182 111V106ZM195 106V105H194ZM198 106V105H197ZM215 106V105H214ZM225 106V105H224ZM246 106V105H245ZM257 106V104H256ZM84 107H87L86 105ZM91 107V106H90ZM89 107V109H90ZM110 107L109 110H110ZM113 107V106H112ZM118 107V106H117ZM131 107V106H130ZM164 107V106H163ZM193 107V106H192ZM209 107V106H208ZM232 107V106H231ZM231 107L228 106L224 109L225 112H227L229 110V112H232L234 115V111L231 109ZM237 107V106H236ZM235 107V108H236ZM259 107V106H258ZM93 108V107H92ZM91 108V109H92ZM102 108V107H101ZM105 108V106L103 107ZM114 108V107H113ZM134 108V107H133ZM170 108V107H169ZM172 108V107H171ZM170 108V110H172ZM233 108V107H232ZM79 109H82L79 107ZM88 109V108H87ZM90 109V110H91ZM106 109V108H105ZM112 109V108H111ZM137 109V108H136ZM159 109V106H158ZM190 109V107H189ZM228 109V110H227ZM241 109V108H240ZM76 110L78 111L76 113ZM103 110V109H102ZM116 110V109H114ZM113 110V111H114ZM166 110V109H165ZM185 110V108H184ZM198 110V109H197ZM213 110V109H212ZM222 110V109H221ZM250 110V109H249ZM105 111V110H104ZM112 111V112H113ZM168 111V109L166 110V112ZM194 111V110H193ZM189 112L190 118H193V121L195 122V124L198 126V128H200L202 133H207L209 136L211 135L212 138L218 140V138H221L222 134L219 135L218 131L215 132L212 130H209L211 127H209L206 124V121L198 116L196 114V112ZM238 111V110H236ZM160 112V111H159ZM165 112V111H164ZM170 111H168L167 113H169ZM186 112V111H185ZM224 112V111H223ZM239 112V111H238ZM238 112H236L235 114L238 115ZM241 112V111H240ZM247 112V111H246ZM262 112V111H261ZM101 113V112H100ZM103 113V111H102ZM106 113V112H105ZM115 114L117 113L114 112ZM125 113V112H124ZM158 113V112H157ZM166 113V114H167ZM171 113V112H170ZM188 113V112H187ZM191 113V114H190ZM209 113V111H208ZM232 113L231 116L229 115V117L232 118ZM258 113V112H257ZM104 114V113H103ZM119 114V113H118ZM117 114V115H118ZM128 114V113H127ZM185 114V113H184ZM216 114V113H215ZM226 114H230V113H226ZM241 114V113H240ZM77 115V118L74 120L75 116ZM104 115H109L104 114ZM111 115V114H110ZM124 115V114H123ZM172 114H169V116ZM202 115V114H201ZM115 116V115H114ZM113 116V117H114ZM120 116V115H119ZM174 116V115H173ZM181 116V115H180ZM179 116V117H180ZM185 116V115H183ZM82 117V116H81ZM103 117V116H102ZM110 117V116H109ZM117 117V116H116ZM115 117V118H116ZM124 117V116H121ZM130 117V116H129ZM127 116V118H129ZM137 117V116H136ZM139 117V116H138ZM137 117V118H138ZM156 117V115H155ZM166 117V116H165ZM170 117V118H171ZM176 117V116H175ZM204 117V116H203ZM206 117V116H205ZM212 117V116H211ZM210 117V118H211ZM240 115L236 116L234 115V117L232 118L235 122L240 121ZM104 118H106L104 116ZM111 118V117H110ZM125 118V117H124ZM123 118V119H124ZM135 118V117H134ZM131 116V119H134ZM136 118V119H137ZM160 118V116H159ZM95 120V118H93ZM103 119V118H102ZM117 119V118H116ZM115 119V120H116ZM121 118H119L118 120H120ZM140 119V118H139ZM158 119V118H157ZM156 119V121H157ZM161 119V118H160ZM160 119L158 120V122L160 121ZM167 119V118H166ZM174 121V118H171ZM181 119H187V118H181ZM215 119V117H214ZM218 119V118H217ZM245 119H247L245 117ZM244 119V120H245ZM264 119V118H262ZM72 120L73 123H72ZM81 121V119H79ZM88 120V119H87ZM86 120V121H87ZM109 120V119H108ZM155 120V119H154ZM243 120V121H244ZM251 120V119H250ZM258 120V119H257ZM97 122V120H95ZM99 121V119H98ZM113 121V120H112ZM129 121V119H128ZM153 121V120H152ZM163 122V120H161ZM160 121V122H161ZM181 121V120H180ZM192 121V122H193ZM217 121V120H216ZM231 121V120H230ZM78 124H80V122L77 120L76 121ZM75 122V124H76ZM84 122V121H83ZM91 122V121H88ZM101 122V120H100ZM110 122V120H109ZM121 122V121H120ZM124 122V121H123ZM127 122V120H126ZM131 122V121H130ZM136 122V121H135ZM155 122V121H154ZM175 122H177L175 120ZM191 122V120H190ZM210 122V121H209ZM245 122V121H244ZM92 123V122H91ZM90 123V125H91ZM94 123V122H93ZM112 123V122H110ZM117 122H115L116 124ZM119 123V122H118ZM128 123V122H127ZM133 123V122H132ZM156 123V122H155ZM174 123V122H173ZM95 124V123H94ZM101 123H99L100 125ZM114 121H113V125ZM126 124V123H124ZM158 124V123H157ZM177 124V123H176ZM180 124V123H179ZM194 124V123H193ZM194 124V125H195ZM214 124V123H213ZM216 124V123H215ZM212 125V126H216V125ZM254 124V123H253ZM89 125V124H87ZM97 125V124H96ZM95 127L97 128L98 125ZM103 125V124H102ZM112 125V127H113ZM118 125V124H117ZM135 125V124H134ZM153 125H156L153 123ZM159 125V124H158ZM233 125V123H232ZM241 125V124H240ZM248 125V124H247ZM94 126V125H93ZM101 126V125H100ZM122 126V125H121ZM120 126V127H121ZM124 126V125H123ZM132 126V125H131ZM141 126V125H140ZM146 126V125H144ZM181 126V124H180ZM226 126V125H225ZM228 126V125H227ZM261 126V125H260ZM88 127V126H86ZM85 127V128H86ZM91 127V126H89ZM88 127V128H89ZM102 127V126H101ZM105 127V126H104ZM111 127V125H110ZM111 127V128H112ZM116 127V126H114ZM164 127V126H163ZM209 127V128H208ZM217 127V126H216ZM239 127V125H237V128ZM250 127V125H249ZM99 128V127H98ZM109 128V127H108ZM107 128V130H108ZM131 129V127H129ZM236 126H234V128L232 127V129H234L233 131L230 132V134L226 137V138H230L229 140H239L240 136L238 131L240 130V128L237 129ZM248 128V127H247ZM81 129V128H80ZM79 129L80 132H84L83 129L82 131ZM87 129V128H86ZM93 129V127H92ZM89 128V130H92ZM113 129V128H112ZM115 129V128H114ZM135 129V128H134ZM140 129V128H139ZM169 129V127H168ZM173 129V128H172ZM213 129V128H212ZM220 129V128H217ZM250 129V128H249ZM248 129V130H249ZM252 129V126H251ZM261 129V127H260ZM88 130V129H87ZM106 130V128L104 129ZM103 130V131H104ZM167 130V128H166ZM171 130V128H170ZM174 130V129H173ZM195 130V129H194ZM247 130V131H248ZM257 130V129H256ZM262 130V129H261ZM86 131V130H85ZM102 131V132H103ZM109 131V130H108ZM107 131V132H108ZM116 131V130H115ZM114 131V132H115ZM130 131V130H129ZM138 131V129H137ZM143 131V130H142ZM141 131V132H142ZM145 131V129H144ZM143 131V132H144ZM156 131V130H155ZM175 131V130H174ZM228 131V130H227ZM242 131V130H241ZM88 132V131H87ZM93 132V130H92ZM95 132H99V131H95ZM100 131V134L102 133ZM112 132V130H111ZM110 132V134H111ZM142 132V133H143ZM148 132V131H147ZM200 132V133H201ZM220 132V131H219ZM244 132V131H243ZM90 134H88V137H95V134L93 133V135H91V132L89 131ZM105 133V132H104ZM120 133V131H119ZM122 133V132H121ZM140 133V132H138ZM141 133V134H142ZM154 133V132H153ZM171 133V131H170ZM182 133V132H180ZM248 133V132H246ZM259 133V131H258ZM78 134V135H77ZM83 134V133H82ZM86 134V132L84 133ZM83 134V135H84ZM109 134V133H108ZM109 134V135H110ZM137 134V133H135ZM144 134V133H143ZM142 134V135H143ZM224 134V133H223ZM262 134H264V132H262ZM82 135V137H83ZM91 135V136H89ZM106 135V136H109ZM141 135V136H142ZM148 133L143 136H147ZM151 135V134H150ZM166 135V134H165ZM169 135V133H168ZM167 135V136H168ZM185 135V134H184ZM227 135V133H226ZM224 134V136H226ZM250 135V134H249ZM84 136H87L84 135ZM97 136H99V134L97 133ZM96 136V137H97ZM101 136V135H100ZM103 136V135H102ZM165 136V138L167 137ZM204 136V135H202ZM207 136V135H206ZM95 137V138H96ZM111 137V136H110ZM140 137V136H139ZM154 137V136H153ZM169 137V136H168ZM171 137V136H170ZM182 137V136H181ZM180 137V138H181ZM186 137V135H185ZM190 137V136H189ZM261 137V136H260ZM81 138V139H80ZM85 138V139H87ZM96 138L95 140L97 141ZM106 138V137H105ZM183 138V137H182ZM243 138V137H242ZM241 138V139H242ZM102 139V138H101ZM112 139V137L110 138ZM121 140V138H119ZM184 139V138H183ZM187 139V138H186ZM224 139V138H223ZM245 139V137H244ZM248 139V138H247ZM91 140V139H90ZM123 140V139H122ZM153 140V139H152ZM151 140V141H152ZM164 139H162L163 141ZM167 140V139H166ZM175 140V139H174ZM177 140V139H176ZM182 140V139H181ZM220 140V139H219ZM243 140V139H242ZM249 140V139H248ZM247 140V141H248ZM93 141V140H92ZM101 141V140H99ZM150 141V142H151ZM169 141V140H168ZM172 141V140H171ZM223 141V140H222ZM228 141V140H227ZM225 139V142H227ZM91 142V141H90ZM154 142V141H153ZM160 142V141H159ZM158 142V143H159ZM164 142V141H163ZM176 142V141H174ZM224 142V141H223ZM225 149L223 151L227 152L231 149H233L232 144H230V141H228V143L230 144V146L227 144ZM233 142V141H232ZM236 142V141H235ZM234 142V143H235ZM101 143V142H100ZM155 143V142H154ZM177 143V142H176ZM175 143V147H177L180 151L183 150V148L181 149L180 145L181 143H183V141L180 144H176ZM216 143V142H215ZM233 143V144H234ZM240 143V142H239ZM249 143V142H248ZM253 143V142H252ZM255 143V142H254ZM253 143V144H254ZM85 144V145H87ZM150 144V143H149ZM174 144V143H173ZM135 145V144H134ZM139 145V144H138ZM184 145V143H183ZM213 145V144H212ZM229 147H228V146ZM241 145V144H240ZM250 145V143H249ZM252 145V144H251ZM250 145V146H251ZM137 146V145H136ZM134 146V147H136ZM170 146V145H169ZM236 146V143H235ZM234 146V147H235ZM254 149L257 150H261L264 151L262 149H264V145L255 143L254 145ZM89 146L85 147L88 148ZM139 147V146H138ZM217 147V146H216ZM222 147V146H221ZM220 147V148H221ZM240 147V146H238ZM246 147V146H245ZM83 147H81L82 150ZM137 148V147H136ZM143 148V147H142ZM142 148H137L138 150H142ZM192 148V147H191ZM198 148V146H197ZM251 149L253 147H250ZM78 149V150H79ZM173 149V148H172ZM223 149V148H222ZM239 149V148H238ZM136 150V149H135ZM176 150V149H175ZM177 150V151H179ZM199 150V148H198ZM197 150V151H198ZM143 151V150H142ZM172 151V150H171ZM176 151V152H177ZM222 151V153H224ZM236 151V150H235ZM69 152V153H68ZM72 152V151H71ZM158 152V151H157ZM173 152V151H172ZM188 152V149L187 151ZM253 152V151H252ZM259 152V151H257ZM139 153V152H137ZM170 153V152H169ZM179 153V152H178ZM190 153V150H189ZM193 153V152H192ZM196 153V152H195ZM201 153V152H199ZM205 153V152H204ZM228 153V152H227ZM69 154V155H67ZM159 154V153H158ZM164 154V153H163ZM168 154V153H167ZM177 154V153H176ZM191 154V153H190ZM194 154V153H193ZM197 154V153H196ZM226 154V153H225ZM223 154V155H225ZM230 154V153H228ZM72 155L74 156V153L72 152ZM137 155V154H136ZM175 155V153H174ZM181 155V154H180ZM186 155V154H185ZM188 155V154H187ZM211 155V154H210ZM215 155V154H214ZM227 155V154H226ZM139 156V155H138ZM137 156V157H138ZM143 156V155H142ZM171 156V155H170ZM199 156V155H198ZM196 156V157H198ZM202 156V155H201ZM200 156V157H201ZM204 156V155H203ZM202 156V157H203ZM232 156V152L231 155ZM227 156V157H229ZM148 157V156H147ZM174 158V156H172ZM188 157V156H187ZM143 158V157H142ZM141 158V159H142ZM149 158V157H148ZM156 158V157H155ZM172 158V159H173ZM192 158V157H191ZM221 158V156H220ZM225 158V157H224ZM72 159H75V156L72 157ZM140 159V158H139ZM140 159V160H141ZM145 159H146V154H145ZM165 159V157H164ZM163 159V160H164ZM175 159V158H174ZM185 159V158H184ZM194 159V158H193ZM197 159V158H196ZM73 160V162H74ZM139 160V161H140ZM143 160V159H142ZM187 160V159H186ZM190 160V159H188ZM195 160V159H194ZM193 160V161H194ZM205 160V158H204ZM203 160V162H204ZM207 160V159H206ZM205 160V162H206ZM229 160V159H228ZM144 161V160H143ZM146 161V160H145ZM151 161V159H150ZM149 161V162H150ZM168 161V160H167ZM197 161V160H196ZM233 161V160H232ZM254 161V160H253ZM67 162V163H68ZM73 162L71 160L70 165H73ZM78 162V161H77ZM142 162V161H141ZM161 162L162 168H163V164L165 163ZM195 162V161H194ZM193 162V163H194ZM205 162L203 163L205 165ZM216 162V161H215ZM221 162V161H220ZM228 162V161H227ZM72 163V164H71ZM143 163V162H142ZM147 162H144V164ZM173 163V162H172ZM171 163V164H172ZM175 163V162H174ZM177 163V162H176ZM179 163V162H178ZM202 163V161H201ZM211 162H209V165ZM226 163V160L224 159L223 164ZM231 162H229L230 164ZM255 163V162H254ZM168 164V163H167ZM219 164V163H217ZM222 164V163H221ZM227 164V163H226ZM233 164V163H232ZM258 164V162H257ZM54 165V166H53ZM176 165V164H175ZM215 165V163L213 164ZM212 165V166H213ZM55 166V167H56ZM69 166V165H68ZM66 166V167H68ZM149 166V164H148ZM217 166V165H215ZM214 166V167H215ZM219 166V165H218ZM218 166L216 168H218ZM230 166V165H227ZM226 166V167H227ZM236 166V165H235ZM240 166V165H239ZM254 166V165H253ZM136 167V166H135ZM147 167V166H146ZM151 167V166H150ZM166 167V166H165ZM176 167V166H175ZM137 168V167H136ZM144 168V166H143ZM158 168V167H157ZM160 168V167H159ZM56 169V168H55ZM140 169V167H139ZM145 169V168H144ZM152 169V168H151ZM150 169V170H151ZM203 169V168H202ZM138 171V169H136ZM147 170V169H145ZM224 170V169H223ZM230 170V168H229ZM261 170V169H260ZM135 171V170H133ZM144 172V170H142ZM149 171V169L147 170ZM212 171V170H211ZM226 171V170H225ZM232 171L234 173V170L231 169V172L228 174H225L227 176L230 175V178L228 177L227 179H230L231 182V176H232ZM252 171V170H251ZM132 172V171H131ZM130 172V173H131ZM160 171L154 170V172L152 171L150 174H152L154 176H157L159 174ZM213 172V171H212ZM220 172V171H219ZM222 172V171H221ZM220 172V173H221ZM257 172V171H256ZM259 172V171H258ZM257 172V173H258ZM133 173V172H132ZM146 173V171L144 172ZM192 173V172H191ZM219 173V174H220ZM227 173V171H226ZM249 173V172H248ZM264 173V172H262ZM58 174V173H57ZM73 175V173H71ZM70 174V176H71ZM142 174V173H141ZM161 174V173H160ZM236 174V171H235ZM259 174V173H258ZM257 174V175H258ZM69 175V173H68ZM136 175V173H135ZM134 175V176H135ZM140 175V173L138 174ZM169 175V174H168ZM185 175V174H184ZM218 175V174H217ZM221 175V174H220ZM234 175V174H233ZM239 175V174H238ZM57 176H60L59 174ZM74 176V175H73ZM133 177V175H131ZM137 176V175H136ZM141 176V175H140ZM143 176V174H142ZM148 176V174H147ZM151 176V175H150ZM164 176V174H163ZM160 176V177H163ZM172 176V175H171ZM215 176V175H214ZM223 176V175H221ZM237 176V175H234ZM240 176V175H239ZM139 177V176H137ZM145 177V176H144ZM158 177V176H157ZM167 177V176H166ZM218 177V176H215ZM57 178V179H56ZM64 180L63 177H60ZM59 178V179H60ZM142 179V177H139ZM138 178V180H139ZM148 178V177H146ZM156 178V177H155ZM159 178V177H158ZM174 177L172 176V179ZM177 178V177H176ZM183 178V177H182ZM197 178V177H196ZM219 178V177H218ZM222 178V177H221ZM235 179L238 178L234 177ZM259 179V177H257ZM59 182H61V180ZM74 180V178H72ZM72 179L69 177V180L72 181ZM137 179V178H136ZM140 179V180H141ZM144 179V178H143ZM168 179L170 180L169 176ZM226 179V177H225ZM234 179V180H235ZM241 179V178H240ZM79 180V179H78ZM133 180V178H132ZM149 180V179H148ZM174 180V179H173ZM181 180V179H180ZM180 180H178L180 182ZM199 180V179H198ZM261 180V179H260ZM77 181V180H76ZM142 181V180H141ZM145 181V180H144ZM143 181V183H144ZM147 181V180H146ZM153 181L154 178H153ZM157 181V180H156ZM186 181V179H185ZM201 181V180H200ZM222 181V180H221ZM229 181V180H227ZM236 181V180H235ZM239 181V180H238ZM80 182V180H79ZM88 182V181H87ZM136 182V181H135ZM139 181H137V184ZM160 182V181H159ZM166 182V180H165ZM164 182V183H165ZM234 182V181H233ZM249 182V181H248ZM76 183V182H75ZM168 183V182H167ZM166 183V184H167ZM171 183V182H170ZM177 183V182H176ZM175 183V187L176 184ZM183 183V181H182ZM190 184V182H188ZM192 183V182H191ZM196 183V181H195ZM63 184V183H62ZM82 184V182L80 183ZM146 184V185H145ZM188 184V185H189ZM57 185H60V187H58ZM74 185V183H73ZM136 185V183H135ZM145 188L148 185V183H144ZM144 185H143V191H144ZM161 185V184H160ZM184 185L185 182H184ZM192 185V184H191ZM200 185V184H199ZM212 185V184H211ZM236 185V184H234ZM77 186V187H76ZM88 186V185H87ZM92 187V185H90ZM104 185H102L103 187ZM111 186V185H110ZM109 186V187H110ZM137 186V185H136ZM166 186V185H165ZM187 186V185H186ZM194 186V185H192ZM201 186V185H200ZM203 186V185H202ZM205 186V185H204ZM209 186V185H208ZM232 186V185H231ZM238 186V185H237ZM236 186V187H237ZM106 187V186H105ZM104 187V188H105ZM139 187V186H137ZM160 187V186H159ZM178 187V186H177ZM180 187V185H179ZM182 187V185H181ZM188 189H190V186H187ZM186 187V188H187ZM196 187V186H195ZM215 187V185H214ZM230 187V186H229ZM234 187V186H233ZM66 188V187H65ZM101 187H99L98 189H100ZM141 188V186H140ZM150 188V187H149ZM164 188V187H162ZM183 188H185L183 186ZM199 188V187H198ZM203 188V187H202ZM210 188V187H209ZM222 188V187H221ZM228 188V187H227ZM225 188V189H227ZM239 188V187H238ZM259 188V187H258ZM262 188V187H261ZM93 189V188H90ZM109 189V188H108ZM176 189V188H175ZM197 189V188H196ZM200 189V188H199ZM198 189V190H199ZM211 189V188H210ZM219 189V188H217ZM229 189V188H228ZM234 189V188H233ZM120 190V189H119ZM127 190V189H126ZM141 190V189H140ZM151 190V189H150ZM168 190V189H167ZM201 190V189H200ZM208 190V188H207ZM214 190V188L212 189ZM211 190V191H212ZM238 190V189H237ZM264 190V189H262ZM262 190L260 191L261 193ZM77 191V192H75ZM82 192L80 194V192ZM89 191V189H88ZM94 191V190H93ZM103 191V190H102ZM106 190H104L105 192ZM129 191V190H128ZM137 191V189H136ZM135 191V192H136ZM148 191V189H147ZM161 191V190H160ZM164 191V190H162ZM182 191V190H180ZM195 191V190H194ZM204 191H206L204 189ZM215 191V190H214ZM213 191V193H214ZM227 191V190H226ZM225 191V192H226ZM234 191V190H233ZM249 191V190H248ZM259 191V189H258ZM91 192V191H90ZM100 191H98L99 193ZM108 192V191H107ZM125 192V191H124ZM130 192V191H129ZM132 192V191H131ZM138 192V191H137ZM156 192V191H154ZM154 192L153 197H154ZM157 192H159V190H157ZM179 192V190L177 191ZM202 192V191H201ZM208 192V191H206ZM215 191V194L218 195V192ZM221 192V191H220ZM83 193V194H84ZM102 193V192H101ZM139 193V192H138ZM150 193V191H149ZM160 193V192H159ZM183 193V192H182ZM210 193V192H209ZM228 193V192H227ZM81 195V196H77L78 200L82 198L81 197H86L85 195ZM87 194V193H86ZM128 194V193H127ZM134 194V193H133ZM141 194V192L139 193ZM145 194V193H144ZM143 194V196H144ZM169 194V193H167ZM166 194V196H167ZM173 194V193H172ZM203 194V193H202ZM205 194V193H204ZM223 194V193H222ZM238 194V193H237ZM95 195V194H94ZM123 195V194H122ZM125 195V194H124ZM123 195V196H124ZM130 195V194H129ZM157 195V194H156ZM165 195V194H162ZM170 195V194H169ZM168 195V196H169ZM183 195V194H182ZM187 195V194H186ZM209 195V194H208ZM221 195V194H220ZM227 195V194H226ZM262 195V194H261ZM93 196V194H92ZM96 196V195H95ZM120 196V195H119ZM139 196V195H138ZM142 196V195H141ZM160 196V194L158 195ZM180 196V195H179ZM202 196V195H201ZM215 195H213L214 197ZM225 196V194H224ZM223 196V197H224ZM237 196V195H236ZM257 196H260L257 194ZM66 196H64L65 198ZM76 197V196H75ZM80 197V198H79ZM83 197V199H84ZM90 197V196H89ZM126 197V196H124ZM133 197V196H132ZM129 197V198H132ZM140 197V196H139ZM165 197V196H164ZM162 198L165 200V198ZM182 197V196H181ZM184 197V196H183ZM182 197V198H183ZM209 197V196H208ZM220 196H218L219 199ZM230 197V196H229ZM68 197H66L67 200ZM69 198V199H70ZM88 198V197H87ZM91 198V197H90ZM114 198V203L116 202L115 197ZM137 198V196H136ZM156 198V197H155ZM158 198V197H157ZM156 198V200H157ZM187 198V197H186ZM212 198V197H211ZM227 198V197H226ZM232 198L233 195H232ZM242 198V197H241ZM261 198V196H260ZM86 199V198H85ZM97 198H95L96 200ZM121 199V198H120ZM140 199V198H139ZM147 198H145L146 200ZM152 199V200H151ZM154 198H150L151 202H153ZM161 199V198H160ZM161 199V200H162ZM192 199V198H191ZM65 200V199H63ZM77 200V201H78ZM94 200V201H95ZM134 200H135V196H134ZM161 200H157L159 202H161ZM163 200V201H164ZM166 200L168 201V198H166ZM165 200V202L167 203V201ZM171 200V199H170ZM187 200V199H186ZM240 200V199H239ZM261 200V199H260ZM74 201V199H73ZM76 201V200H75ZM76 201V203H77ZM84 201V200H83ZM90 201V200H89ZM112 201V200H110ZM109 201V203H111ZM118 201V200H117ZM136 201V200H135ZM143 201V200H142ZM141 201V202H142ZM157 201H154L156 203H158ZM173 201V200H172ZM176 201V199H175ZM182 201V199H181ZM201 201V200H200ZM226 200H224L225 203ZM62 204H59V203ZM66 202V201H65ZM79 202V201H78ZM87 202V203H91ZM120 202V201H119ZM130 202V201H129ZM138 202V201H137ZM140 202V201H139ZM150 204L151 202L148 201ZM188 202V201H186ZM220 203V200L218 201ZM217 202V204H218ZM221 202L223 203V201L221 200ZM228 202V201H227ZM258 202V201H257ZM69 203V202H68ZM73 203V202H72ZM107 203V202H106ZM108 203V205H109ZM118 203V202H116ZM132 203V202H131ZM146 203V202H145ZM163 203V202H162ZM169 203V202H168ZM175 203V202H174ZM179 203V202H178ZM181 203V202H180ZM179 203V204H180ZM220 203V204H222ZM229 203V202H228ZM227 203V204H228ZM66 204V203H65ZM81 204V201H80ZM94 204V203H93ZM123 204V203H122ZM125 204V202H124ZM127 204V203H126ZM133 204V203H132ZM129 204V205H132ZM136 204V203H135ZM144 204V203H142ZM159 204V203H158ZM184 204V203H183ZM187 204V203H185ZM191 205V203H188V205ZM219 204V205H220ZM70 205V203L68 204ZM76 205V204H75ZM83 205V204H81ZM89 205V204H88ZM91 205V204H90ZM112 206V204H110ZM115 205V204H114ZM121 205V204H120ZM146 207H143L146 209V212H149V209L147 211V203L145 204ZM151 205L154 204L152 203ZM150 205V209L152 208ZM161 205V204H160ZM172 205V204H170ZM177 205V204H176ZM175 205V206H176ZM264 205V204H262ZM67 206V205H65ZM80 206V205H79ZM87 206V204H86ZM116 206V205H115ZM119 206V205H118ZM123 206V205H122ZM125 206V205H124ZM127 206V205H126ZM125 206V207H126ZM134 206V204H133ZM143 206V205H141ZM164 206V203L163 205ZM200 206V205H199ZM227 206V205H224ZM222 206V207H224ZM110 207V206H109ZM113 207V206H112ZM135 207V206H134ZM184 207V206H183ZM203 207V206H201ZM218 207V205H217ZM228 207V206H227ZM256 207V206H255ZM58 208V207H57ZM87 208V207H86ZM92 209V207H90ZM111 208V207H110ZM130 208V207H129ZM128 208V209H129ZM133 208V207H132ZM137 208V206H136ZM142 208V207H140ZM162 208V207H161ZM159 208V209H161ZM164 208L167 209V206H165ZM163 208V209H164ZM169 208V207H168ZM173 208V207H172ZM178 208V207H177ZM189 208V207H188ZM187 207H185V209L187 211H189ZM191 208V207H190ZM216 208V207H215ZM234 208V207H232ZM259 208V207H258ZM257 208V210H258ZM261 208V207H260ZM60 209V208H59ZM89 209V208H88ZM87 209V210H88ZM114 209V208H113ZM119 209V208H118ZM121 209V208H120ZM145 209H143L145 211ZM159 209H155L151 212H153V214H155V212L157 211H161ZM171 209V208H169ZM112 210V209H111ZM123 210V209H122ZM132 210V209H131ZM203 211V209H201ZM231 210V209H230ZM255 210V209H254ZM261 209H259L260 213H261ZM106 211V209H105ZM110 211V210H109ZM116 211V210H115ZM169 211V210H168ZM172 211V210H171ZM175 211V210H174ZM183 211V210H182ZM201 211V212H202ZM118 212V211H116ZM120 212V211H119ZM123 212V211H122ZM129 212V211H128ZM141 211H139L140 213ZM145 212V213H146ZM156 212V215H157ZM166 212V211H165ZM164 212V213H165ZM170 212V211H169ZM204 212V211H203ZM256 212V211H255ZM107 213V212H106ZM121 213V212H120ZM119 213V214H120ZM130 213V212H129ZM138 213V214H139ZM150 213V212H149ZM148 213V214H149ZM162 211H161V215H162ZM174 213V212H173ZM187 214V212H184ZM257 214H259L258 212H256ZM94 216H93V215ZM141 214V213H140ZM139 214V215H140ZM147 214V213H146ZM147 214V215H148ZM160 214V213H158ZM172 214V213H171ZM181 214V213H180ZM190 214V213H189ZM212 214V213H211ZM105 215V214H104ZM144 215V213H143ZM153 215V216H156ZM161 215H157L159 216L158 218L161 217ZM169 215V213L167 214V216ZM204 215V214H203ZM262 215V214H261ZM121 216V215H118ZM150 216H152V213H150ZM146 217V221L149 220V217ZM152 216V217H153ZM164 216V217H167ZM181 216V215H180ZM188 216V215H187ZM191 216V214L189 215ZM257 216V215H256ZM116 214L109 212L107 214L106 217H104L108 224L110 225L112 222L114 223L116 221V224L121 225V227L125 230H131L133 229V231H137V233H141L142 234V230L143 229H147V232L149 230V234L152 235L154 238H158L161 239L160 237H162V230H160L161 228L159 226L162 227V224H160V222H158V218L157 220H154V218L152 219L151 222L147 223L145 221V223L143 222L145 220V217L142 216L144 218V220L141 221L140 220H135L137 221L133 226H132V222L130 223L129 220L124 219H119L116 218ZM124 217V216H122ZM131 217V216H130ZM140 217V216H139ZM163 217V215H162ZM161 217V218H162ZM169 217V216H168ZM167 217V218H168ZM184 217V216H183ZM192 217V216H191ZM190 217V218H191ZM201 217V215H200ZM248 217V216H247ZM262 217V216H261ZM121 218V217H120ZM135 218V217H134ZM148 218V220H147ZM187 218V217H185ZM238 218V217H237ZM236 218V219H237ZM241 218V217H240ZM132 219V218H131ZM156 219V217H155ZM166 220V218H164ZM169 219V218H168ZM171 219V218H170ZM169 219V220H170ZM184 219V218H183ZM103 220V219H102ZM105 220V221H106ZM161 220V219H159ZM200 220V219H199ZM231 220V219H230ZM235 220V219H234ZM238 220V219H237ZM91 222L92 226H90V230L88 229H84L85 226V222ZM126 221V222H125ZM163 221V220H162ZM198 221V220H197ZM213 221V219H212ZM106 222V223H107ZM168 222L165 221V223ZM209 222V221H208ZM214 222V221H213ZM236 223V220L234 221ZM258 222V221H257ZM256 222V223H257ZM110 223V224H109ZM252 223V221H251ZM87 224V223H86ZM102 224V223H101ZM261 222H259V226L255 227V232H257L256 234H258L259 236V242L260 245L262 246V248H264V223H262V225L260 226ZM112 225V224H111ZM164 225V224H163ZM196 225V224H195ZM252 226V224H250ZM103 226V225H102ZM101 226V233L104 234V238L103 239H98V243L99 245L102 246H107L108 248L111 249L110 254H106L105 256L101 255L100 253H98L97 255L94 254L95 256L92 257V259L90 260H86V264H128L131 262L132 256H129L128 253L130 254V251L133 250V248L135 247V245H141V242H136L137 240H134L132 237L134 235H132V237L130 238V240H126L123 236H117L116 235L114 237L113 235V231L111 230V228H104L105 230H103V227ZM113 226V225H112ZM197 226V225H196ZM214 226V224H213ZM83 227V229L85 230L84 232H82V236L80 235L78 238L79 233L81 234L80 230ZM120 227V226H119ZM130 227V228H129ZM147 227V228H146ZM166 227V226H165ZM212 227V226H211ZM114 228V227H113ZM118 228V227H117ZM254 228V227H253ZM99 229V230H100ZM164 230V229H163ZM172 230V229H171ZM223 230V229H222ZM88 231V232H87ZM122 231V230H121ZM161 231V232H160ZM167 231V230H166ZM253 231V233H254ZM118 232V231H117ZM126 232V231H125ZM128 232V231H127ZM164 232V231H163ZM175 232V231H174ZM221 232V231H220ZM227 232V231H226ZM248 233L251 231H247ZM98 233V232H97ZM100 233V234H101ZM135 233V232H133ZM170 233V231H169ZM178 233V232H177ZM212 234L213 231L210 230L208 232V234ZM99 234V233H98ZM102 234V235H103ZM120 234V233H119ZM123 235V233H121ZM136 234V233H135ZM247 234V233H246ZM250 234V233H249ZM91 235V234H90ZM140 235V234H139ZM148 235V234H147ZM164 235V234H163ZM168 235V234H167ZM172 235V234H171ZM215 235V234H214ZM86 236H89L88 234ZM94 236H96L94 234ZM151 236V237H152ZM217 236V235H216ZM142 237V236H141ZM147 237V236H145ZM166 237V236H165ZM168 237V236H167ZM88 238V237H87ZM95 238V237H93ZM116 238V240L114 239ZM137 238V237H136ZM140 238V237H139ZM143 238V237H142ZM164 238V237H162ZM174 238V236L172 237V239ZM224 238V235H223ZM76 239V240H75ZM145 239V238H144ZM169 239V237H168ZM167 239V240H168ZM171 239V238H170ZM169 239V240H170ZM221 239V238H220ZM78 240V241H77ZM94 240V239H93ZM97 240V239H96ZM179 240V239H178ZM141 241V240H140ZM156 241V239H155ZM162 241V240H161ZM174 241V240H173ZM183 241V240H182ZM220 241V240H219ZM218 241L219 245L220 242ZM152 242V241H151ZM150 242V244H151ZM170 242V241H169ZM168 242V243H169ZM177 242V241H176ZM141 243V244H140ZM144 243V242H143ZM175 243V241H174ZM183 243V242H182ZM223 243V242H222ZM87 244V245H85ZM94 244V242H93ZM145 244V243H144ZM143 244V245H144ZM173 244V243H172ZM171 244V246H173ZM176 244V243H175ZM204 244V243H203ZM258 244V243H257ZM98 245V246H99ZM154 245V244H153ZM156 245V244H155ZM164 245V244H163ZM169 245V244H168ZM218 245V246H219ZM96 246V245H95ZM142 246V245H141ZM179 246V245H178ZM181 246V245H180ZM105 247H103L105 249ZM221 247V246H220ZM256 247V245H255ZM106 248V249H108ZM170 250L171 247L169 246ZM252 248V247H251ZM257 248V247H256ZM90 249H93L92 247L89 248L88 250L90 251ZM96 249V248H95ZM98 249V248H97ZM109 249V251H110ZM132 249V250H131ZM135 249V248H134ZM158 249V248H157ZM180 249V248H179ZM243 249V248H242ZM248 249V248H245ZM250 249V246H249ZM261 249V248H260ZM99 250V249H98ZM160 250V249H158ZM157 250V251H158ZM244 250V249H243ZM107 251V250H106ZM152 251V250H151ZM168 251V250H167ZM172 251V250H171ZM170 251V252H171ZM250 251V250H249ZM262 251V249H261ZM104 252V251H103ZM133 252V251H132ZM153 252V251H152ZM159 252V251H158ZM166 254H168L166 252V250L164 251ZM169 252V251H168ZM175 252V251H174ZM180 252V251H179ZM215 252V251H214ZM222 252V250H221ZM86 253V252H85ZM88 253V251H87ZM86 253V256H87ZM91 253V251H90ZM144 253V252H143ZM146 253V252H145ZM178 253V252H175ZM224 253V252H223ZM81 254V253H80ZM139 254V253H138ZM141 254V253H140ZM136 258H138L136 260V262L134 264H144L145 262L143 261V255H141ZM171 254V253H169ZM168 254V255H169ZM218 254V253H217ZM220 254V253H219ZM159 255V253H158ZM162 255V253H161ZM164 253H163V257H164ZM166 255V256H168ZM246 256V255H245ZM88 257V256H87ZM147 257V256H146ZM170 257V256H169ZM177 257V256H176ZM61 258V259H60ZM171 258V257H170ZM218 258V257H217ZM78 259V258H77ZM74 258V260H72V262L70 264H76L78 263V260ZM160 259V258H159ZM246 259V258H245ZM164 260V259H163ZM166 260V258H165ZM164 260V261H165ZM84 261V260H83ZM161 261V260H160ZM163 262V261H162ZM61 264V263H60ZM63 264V263H62ZM69 264V263H68ZM80 264H82V262H80ZM148 264V263H147ZM158 264H160L158 262ZM164 264V262H163Z\"/></svg>",
	"mask_w": 264,
	"mask_h": 264
}]
</instances>
